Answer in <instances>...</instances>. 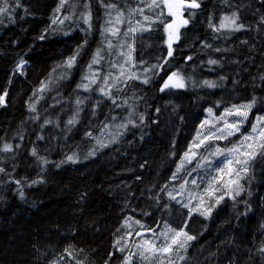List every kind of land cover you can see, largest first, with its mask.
Returning <instances> with one entry per match:
<instances>
[{"label": "trees", "instance_id": "obj_1", "mask_svg": "<svg viewBox=\"0 0 264 264\" xmlns=\"http://www.w3.org/2000/svg\"><path fill=\"white\" fill-rule=\"evenodd\" d=\"M59 4L60 0H8V11L0 15V94L7 92L6 105L0 106V147L8 143L14 149L0 152V167L7 173H0V264H74L69 251L83 264H121L124 254L113 245L142 229L136 220L144 225L142 230L161 232L167 223L196 237L179 264H264V253L259 251L264 246V160L259 156L254 162L262 167L252 169L242 194L221 201L208 218L197 212L189 218L182 203L160 191L165 184L169 190L178 186L177 181L169 183L170 177L208 108L220 115L226 107L255 98L249 124L253 115L264 114V80L260 78L264 76V25L259 23L264 2L201 0L199 9L185 11V18L192 11L195 15L180 30L172 57L166 56L164 26L154 23L138 36L130 34L127 40L136 64L132 72L162 58L168 63L148 84L131 80L122 92L115 90L112 95L118 103L128 102L122 107L100 95L95 84L91 91L77 87L97 44L95 36L88 40L86 32H80L83 25L76 27L75 35L71 30L68 35H56L53 19L59 16ZM237 6L247 30L214 33L209 24H218ZM99 12L94 9V15ZM85 39L87 44L60 92L44 93L36 102L33 93L40 83L56 77L58 66ZM205 42L212 47H202ZM21 59L28 63L25 76L16 70ZM209 59L219 63L209 65ZM174 71L186 79V87L161 92L163 81ZM204 80L216 82L217 87L203 86ZM77 98L82 100L79 106ZM31 103L35 112L29 111ZM133 109L130 118L139 127L129 125L116 143L100 148L86 136L89 131L99 136L105 123L126 122ZM73 116L77 122L68 125ZM45 120L51 123L44 124ZM82 146H89L87 152L96 147L95 155L67 163L66 158ZM33 148L47 164L31 155ZM207 182L199 181L198 192ZM208 201L215 204L214 199ZM128 217L132 220L125 225ZM109 253H114L111 260Z\"/></svg>", "mask_w": 264, "mask_h": 264}, {"label": "snow or ice", "instance_id": "obj_2", "mask_svg": "<svg viewBox=\"0 0 264 264\" xmlns=\"http://www.w3.org/2000/svg\"><path fill=\"white\" fill-rule=\"evenodd\" d=\"M69 0H60V4L56 9L59 13L61 8L68 4ZM101 6L105 9V16L107 17L104 21V25L101 28V34L104 37L102 43L109 51V55H116L118 57H124L122 61H113L110 63V67L117 69L118 72L113 74L109 71L106 75L101 76L100 61L104 58L101 53L103 49H97L93 54L89 64L87 65V70L82 77V82L77 87L84 91H91L92 85L98 86V91L101 95L105 96L107 99L112 101V104L116 107L127 106V100H123L118 103V98L112 95L113 89L117 92H122L124 88L128 87V82L131 80H139L143 84H148L153 76L158 75L163 69L164 65L168 63L167 58H162V62L151 65L150 67L143 68L142 72H132L130 69L135 68L136 64L133 61L131 52L134 50L132 44L128 43L127 40L121 39L120 37H129L135 35L137 28L135 25H140L141 29L147 27L151 30V24L160 22L164 26V32L166 33L167 39V57H172L173 55V43L179 41L180 39V29L186 27L195 12H189L188 18H185V11L188 9H199L201 7V0H139L137 7L130 8L125 13L124 10L120 9L115 3H106L105 0H98ZM228 3V0H224ZM264 2V0H262ZM8 0H3V6H0V15L8 11L7 9ZM143 5V6H139ZM17 6H19L17 4ZM82 7L84 11L79 13V19L77 23H82L86 25L83 31L90 32L92 29V11H91V0H83ZM150 12L151 15L146 14ZM115 13V15H113ZM74 12L69 15H64L63 18L57 16L53 19V24L57 23V20L61 24L65 21H72ZM140 16L143 19H136L133 21L132 17ZM165 17H172L171 20H165ZM127 24L126 30L121 33L119 25ZM259 23L264 25V16L260 17ZM209 27L214 33H219L221 31H227L230 33L240 32L247 30L245 23L242 21L241 15L239 13V6L237 10L231 11L229 14L223 15L219 19L218 24H209ZM69 33L65 32V35ZM111 36L115 39H108ZM41 40L45 39L44 35L39 37ZM246 43V41H245ZM87 44L85 39L82 44H80L74 54L66 59V61L59 65L58 67L65 68V72L57 77V79H64L69 74L70 70L75 66L77 59L80 55L81 50ZM127 47V54L123 49ZM202 47L211 48L210 44L206 42L203 43ZM220 51V49H215ZM187 60H192L191 56L186 58ZM25 60L21 59L17 65V71H20ZM219 63L216 59H209V65H217ZM125 65H129V68H125ZM97 66V67H94ZM55 71V70H54ZM151 73V75H149ZM264 80V76L260 77ZM221 80L224 79L222 76ZM52 84V80L42 81L40 87L33 93V97L36 98V102L42 99V96L37 95V93H44L47 91ZM123 85V87H121ZM203 86L208 88L217 87L216 82L210 80H204ZM186 82L185 78L179 72H171L167 78L163 81L160 91L164 92L167 89L172 88H185ZM7 92L0 94V106L6 105ZM82 100L77 98L76 104L79 106ZM257 101L255 98L251 99L249 102L236 105L233 104L231 107H226L220 115H215L212 108H208L207 112L213 117V122H211L210 130L207 132L197 131L192 143L189 144L188 149L183 153L179 162L177 163L175 172L171 175L169 183H174L180 179L179 187L175 190H169V184L163 185L160 189L162 192H166L168 199L176 201L177 203H182V207L188 209L189 218L192 213L199 212L201 215H210L212 207L215 204H219L227 196L230 199L235 200L239 197L245 190L244 185L241 183L249 176L251 169V161L259 156L264 160V114H258L255 116L254 120L250 124V131L244 133L241 131L245 125L248 124L249 116L252 109L255 107ZM29 111L35 112V103L29 105ZM79 112V107H77V114ZM134 109L129 113V118L126 122L119 124L115 123H105L100 129L99 136H93L91 131L86 132V136L95 141L96 146L100 148L108 147L111 143H116L118 137L124 134L131 125L132 127H139V125L132 120L130 117L134 115ZM235 117L236 119H231ZM38 119V117H34ZM116 117H112V121H115ZM140 124L144 123V116L140 114L139 116ZM76 116H73L67 121L68 125H74L76 123ZM51 123V121L45 120L44 124ZM208 120H205L200 124V129H204L206 124H209ZM43 126V125H42ZM114 129V130H113ZM233 136H238L239 139L235 142L231 140ZM41 139L43 137H40ZM23 139V136L20 137ZM224 141L228 140L230 142L229 147H220L209 145V141ZM18 148L19 145H16ZM204 148L205 153H201L200 149ZM14 151L13 145L5 143L0 147V152H12ZM96 153V147H93L89 152L88 156H93ZM31 155L37 157L42 161L43 164H47L48 161L39 157L35 148L32 149ZM223 156L224 160L221 164L214 168H208V175L210 176L209 181L206 186L199 192L188 191L186 193L185 186L189 184L187 179L181 177L183 172L186 175H191L193 171L197 168H204L213 164L210 157H220ZM78 157L74 153L67 157V161L77 162ZM196 161L195 166L192 169H187L186 165L192 164ZM0 173H6L4 167H0ZM212 173H215L213 175ZM14 183L19 185L21 181L14 180ZM191 184L199 187L197 185L196 179L191 180ZM186 200L184 202L177 200V196H185ZM23 193H21V197ZM205 197L208 199H214L215 204L208 207L204 211H201L203 204L206 202ZM159 197L156 198L157 203L159 202ZM132 217L125 219L124 224L128 225ZM136 224L140 225V228H144L139 220L135 221ZM159 227V225H158ZM119 231V229L117 230ZM151 234L155 239L143 238L135 242V251L128 250L126 255L121 256V264H135L139 261L140 264H178L186 259L184 253L187 252L189 242L196 239L195 236L188 234L184 231V228L179 229L172 228L167 223L164 224V230L157 232L154 228H149L146 231H137L136 236L145 237L147 234ZM129 239H131V233L127 234ZM123 237L118 238L113 247L116 251L124 254L127 249V242L121 243ZM259 251L264 253V246H262ZM114 253H109V260H111ZM135 258V260H134ZM76 264H82L81 261L77 260ZM107 264V262H106Z\"/></svg>", "mask_w": 264, "mask_h": 264}, {"label": "rangeland", "instance_id": "obj_3", "mask_svg": "<svg viewBox=\"0 0 264 264\" xmlns=\"http://www.w3.org/2000/svg\"><path fill=\"white\" fill-rule=\"evenodd\" d=\"M105 2H106V3H115L120 9L124 10L126 14H127L128 10H129L130 8L137 7L138 4H139V0H105ZM82 4H83V0H74V1H72V2H70V3H68L67 7L65 8L64 13H62L61 11L59 12V17H60V18H63L64 15H69L71 12H74V13L76 14L77 12L80 13V12L84 11V9H83V7H82ZM139 6H143V5H139ZM95 8H98V9L100 10L98 16H97L96 14L94 15V9H95ZM91 11H92V21H91V23H92V29H91L90 32H87L86 35H87L88 40H92V39L94 38V36H95V40H96V44H97V46L92 50V56H93V54L97 51L98 48H99V49H103L101 55H102L104 58L100 61V65H99V68H100V70H101V76L106 75L109 71H111L113 74H116V73L118 72V70H117V69H113V68H111V67H110V63L113 62V61H118V60L122 61V60L124 59V57H118V56H116V55H114V54H113V55H109V51H118L119 49H116V50H108V49L105 47L104 43H102V41L104 40V37H103L102 34H101V28L103 27V25H104V21H105V19L107 18V17L105 16V9L101 6V4L98 2V0H91ZM146 14L151 15L150 12H146ZM113 15H115V13H113ZM76 16H77V17H76ZM76 16L73 15V19H72V21H65L63 24H61V23L59 22V20H57V25H56V27H55V33H56V35H62L63 33L67 32V31H69V30H71V34H72V35H75V33H76V31H77V30H76V27H77L78 25H83L82 23H77V22H76V21L79 19V14L76 15ZM75 17H76V19L74 20ZM132 19H133V21H135L136 19H141V20H142L143 18L140 17V16H135V17H132ZM164 19H165V18H164ZM171 19H172V17H170V20H171ZM94 22H96V23L94 24ZM156 23L160 24V26H161V25L163 26V24L160 23V22H156ZM83 26L86 27V25H83ZM134 26L137 28V31H136V33H135V36H136V35L138 36L139 32H144V31L147 29V27L141 29V26H140V25H135V24H134ZM151 26H152V24H151ZM119 27H120V31H121V33H123V32H124V29H123V28H124V27L127 28V24L125 23L124 25H119ZM95 28H96V30H95ZM182 28H184V27H182ZM182 28H181V29H182ZM81 29H82V28H81ZM81 29H80V32L83 33V32H84V31H83L84 28H83L82 30H81ZM181 29H180V30H181ZM225 32H226V31H225ZM164 34H165V44H166L167 36H166V33H165V32H164ZM120 38H121V39H125V40H127V37H123V36H121ZM181 38H182V36H181ZM108 39H113L114 42H115V39H114L113 37H111V36H109ZM127 41H128V40H127ZM128 43H129V42H128ZM166 45H167V44H166ZM123 51L127 54V52H128V48L125 47V48L123 49ZM90 60H91V59H90ZM65 61H66V60H64V62H65ZM64 62H63V63H64ZM63 63H62V64H63ZM27 64H28V63L26 62V63L24 64L23 68H22L20 71H18V74H20V76H25V74H26V69H27V67H28ZM62 64H61V65H62ZM17 65H18V64H17ZM94 67H97V66H94ZM125 68H129V67H128V66H125ZM16 69H17V67H16ZM86 70H87V67H86ZM86 70H85V72H86ZM65 71H66L65 68L61 67L60 71L56 74V77H55V75H54V76H49V77H47L45 80H43V81H47V80H49V79L52 80V84L50 85L49 89H48L47 91H45L44 93H47V92L52 93L53 91H55V92H60V86H61L62 84H64V83L68 80V75H67V77L64 78V79H57V77H59L60 75H62ZM85 72H84V74H85ZM136 72H137V73H140V72H142V71H136ZM149 74H150V73H149ZM83 76H84V75H83ZM185 81H186V79H185ZM40 84H41V83H40ZM39 87H40V85H39ZM172 89H176V88H172ZM178 89H179V88H178ZM114 91H115V89H113L112 93H113ZM97 92H99V91H97ZM44 93H42V94L39 93V96H42V97H43ZM99 93H100V92H99ZM100 95H101V94H100ZM41 100H42V99H41ZM252 112H253V109H252L251 113H252ZM213 113H214V112H213ZM220 113H222V111H221ZM214 114H215V113H214ZM258 114H259V113L255 114V115H253V116L251 117V118H252V121L254 120L255 116L258 115ZM215 115H216V114H215ZM217 116H218V115H217ZM249 118H250V117H249ZM231 119H236V118H235V117H232ZM205 120H208L210 123H209V124H206L204 129H200L199 131H201V132H207V131L210 130V125H211V122H213V117L210 116V115L207 113L206 116H205L204 121H205ZM204 121H203V122H204ZM250 124H251V123H250ZM250 124H249V121H248V124L245 125V127H243V128L241 129V131L244 132V133L249 132V131H250ZM238 139H239L238 136H233V137L231 138V140H232L233 142L237 141ZM209 145L220 146V147L223 148V147H229V146H230V142H229L228 140H224V141H215V140H214V141H209ZM88 148H89V146H82V147H80V150H79V149L76 150L75 152H73V153L70 154L69 156H71V155H73V154L75 153V154L77 155V157H78L77 162H79V161H84V160L86 161V160H88V152H87V149H88ZM200 152H201V153H205L204 148H201V149H200ZM205 154H206V153H205ZM257 157H258V156H257ZM257 157H256V158H257ZM90 158H91V157H90ZM256 158H255V159H256ZM210 159L213 161V164H212V165L205 166L204 168H197L196 171H193V172L191 173V175H186V174H184L183 172L180 174L181 177H182L183 179H187V180L189 181V184H187V185L185 186L186 193H187L188 191L198 192V187L195 186V185H192V184H191V180L196 179L197 184L199 183V181H203V180H207V181H209L210 176L208 175V171H207V169H208V168H214V167H216L217 165L221 164V162L224 160V157H223V156H220V157H210ZM255 159L252 160V161L250 162V163H251V168L254 169V168L257 167V166L262 167V164H258L257 162H254ZM66 162H67V163H73V162L67 161V158H66ZM75 163H76V162H75ZM73 164H74V163H73ZM195 164H196V161L194 160L192 164L186 165V168H187V169H192V168L195 166ZM252 169H250L249 176H248V178H246L245 180L250 179V177L252 176ZM212 174L215 175V173H212ZM245 180H242L241 183H243ZM177 182H179V184H180V182H181L180 179H178ZM179 184H178V186H176V187L174 188V190H175L176 188L179 187ZM227 198H228V197L225 196V199H227ZM177 200H180V201L184 202V201L186 200V195H185V196H177ZM205 200H206V202L203 204V207H202L201 211H204L205 209H207L208 207H210V206L213 205V204H211V203L208 201V198H207V197H205ZM216 206H217V204L215 205V207H216ZM215 207H212L211 213H212V211H213V209H214ZM197 213H199V212H197ZM211 213H210V215H211ZM210 215H207V218H208ZM202 216L206 218L205 215H202ZM137 231H142V232H144V231H146V230L139 229V230H137ZM137 231H135L134 233L131 232V239H129L128 235H126V236H125V240H124L123 242H121V243H125V242H127V246H128L127 249H126V252L124 253V255L127 254L128 250L135 251L134 244H135L136 241H138V240H140V239H143V238H147V239H155V237H153L150 233L147 234L145 237H138V236H136V232H137ZM67 255H68L69 259H70L71 261L74 262V264H76V261L79 260L78 258H76V256H74V255L71 253V251H69V252L67 253ZM134 260H135V258H134ZM79 261H81V260H79ZM81 262H82V264H83V261H81ZM179 263H180V262H178V264H179ZM68 264H69V263H68ZM135 264H140V262H139V261H136Z\"/></svg>", "mask_w": 264, "mask_h": 264}]
</instances>
